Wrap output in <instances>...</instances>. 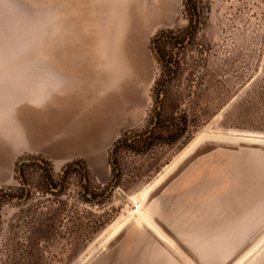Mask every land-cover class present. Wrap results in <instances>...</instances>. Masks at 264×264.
<instances>
[{
    "label": "rangeland",
    "instance_id": "1",
    "mask_svg": "<svg viewBox=\"0 0 264 264\" xmlns=\"http://www.w3.org/2000/svg\"><path fill=\"white\" fill-rule=\"evenodd\" d=\"M153 1L157 10L169 4L164 18L134 28L122 5L109 20L105 0H0V70L45 64L62 54L69 57L52 63L81 60L76 65L92 75V64L110 52L94 54L90 47L106 44L121 51V80L123 64L141 71L137 102L100 145L66 155L28 154L34 159L26 185L14 178V166L27 154L5 173L0 169V188L23 191L0 208V264H264V0H206L207 19L198 34L204 50L190 60L210 74L204 97L211 116L191 124L173 144L122 153L123 175L110 191L108 149L124 130L142 126L150 107L155 62L148 38L186 24L182 0ZM76 38L82 39L79 49L59 50L75 48ZM100 82L94 86L104 101ZM86 100L76 96V106ZM100 104L84 114L98 109L111 125ZM73 159L85 162L93 186L108 187L104 202L80 200L79 173L63 178V165ZM47 174L54 185L43 182Z\"/></svg>",
    "mask_w": 264,
    "mask_h": 264
},
{
    "label": "trees",
    "instance_id": "2",
    "mask_svg": "<svg viewBox=\"0 0 264 264\" xmlns=\"http://www.w3.org/2000/svg\"><path fill=\"white\" fill-rule=\"evenodd\" d=\"M208 10L206 0H182L181 12L186 24L160 28L148 38L147 47L155 62V77L149 89L150 107L144 124L124 130L108 149L110 191L123 175L122 153L140 154L173 144L189 132L191 124L206 121L211 116L210 102L204 97L211 87L210 74L200 72L199 60H190L192 53L201 55L204 50L198 42V34L206 23ZM33 159L27 154L15 162L14 178L20 185L27 184L25 171ZM72 171L84 180L82 202H104L110 194L108 187L92 185L93 179L82 159L66 162L62 167L63 178ZM51 181V175L47 174L43 182L51 185ZM11 189V186L0 188V208L9 199L23 197V191L14 195Z\"/></svg>",
    "mask_w": 264,
    "mask_h": 264
},
{
    "label": "crops",
    "instance_id": "3",
    "mask_svg": "<svg viewBox=\"0 0 264 264\" xmlns=\"http://www.w3.org/2000/svg\"><path fill=\"white\" fill-rule=\"evenodd\" d=\"M66 56L53 55L45 64L5 65L0 70V169L4 173L21 154L91 151L122 120L120 116L107 125L98 109L94 115L84 114L87 110L90 114L103 98L98 89L96 93L90 90L92 75L76 65L81 60L74 59L67 66L52 63ZM76 96L87 97L83 106H76ZM77 113L82 114L79 125Z\"/></svg>",
    "mask_w": 264,
    "mask_h": 264
},
{
    "label": "bare ground",
    "instance_id": "4",
    "mask_svg": "<svg viewBox=\"0 0 264 264\" xmlns=\"http://www.w3.org/2000/svg\"><path fill=\"white\" fill-rule=\"evenodd\" d=\"M105 2H106V5H105L106 11L108 12V15H109V20H111V17L113 16V14H115L114 9L115 7H117L116 5H122L124 7L123 13H124L125 19L128 20V22L132 26H134V28L135 26H139V25L144 26V27L149 26L157 19L160 21L161 18H164L165 13L168 11L170 7L167 2H164L161 5V10H157L156 7L154 6L155 3L153 0H145V1L105 0ZM60 22L63 24V26H65L66 20L61 19ZM69 31L71 33H69ZM134 32L136 33V31ZM66 34L70 36V34H73L72 30L68 29ZM81 40L82 39H79V38L75 39V44H74L75 48H72V47L68 48V46L65 45L64 49L61 48L59 50L79 49L77 47L81 46V43H82ZM99 51H108L111 54L109 53L108 55L109 57H105L107 59L105 58H103V60L98 59L99 61L98 63L92 64L93 65L92 68H94L95 64L97 65L95 66L96 70L93 69L95 71L93 72L94 74H92V76L89 77L92 79V82L90 81V83H92L91 87H93L91 88V90L93 92L96 91L95 90L96 86L94 85H96L98 81H96L95 78L100 77L99 81L103 82L105 85V99L104 101L102 100V102L104 106L107 107L108 109V112L110 114V121H114V120L119 119V117L122 116L123 113L129 107H131L135 102H137L136 100L138 98V93H139V90H138V81L140 78L139 72L141 71L138 72L137 69L139 67L136 69L133 65L129 63L123 64L124 76L121 80L117 72V68H121L119 67L120 64L118 62L120 61L119 56H121V51L119 49L117 50L116 48H110L106 44L92 45L90 47L91 53H94V54H96V52L100 53ZM108 65H110V67ZM100 106L102 105L100 104Z\"/></svg>",
    "mask_w": 264,
    "mask_h": 264
}]
</instances>
